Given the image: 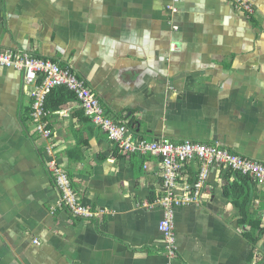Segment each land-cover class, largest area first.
<instances>
[{"label":"crops","instance_id":"crops-1","mask_svg":"<svg viewBox=\"0 0 264 264\" xmlns=\"http://www.w3.org/2000/svg\"><path fill=\"white\" fill-rule=\"evenodd\" d=\"M249 1L247 19L223 0H0V50L69 65L136 138L217 142L264 162V0ZM30 88L0 68V264H264V231L255 245L245 237L223 192L235 172L222 166L201 202L174 210L169 255L163 209L148 206L164 191L158 159L124 152L76 116L74 100L45 121L74 190L103 213L59 206ZM198 167L188 161L180 180ZM254 183L251 215L264 229V184Z\"/></svg>","mask_w":264,"mask_h":264},{"label":"built area","instance_id":"built-area-1","mask_svg":"<svg viewBox=\"0 0 264 264\" xmlns=\"http://www.w3.org/2000/svg\"><path fill=\"white\" fill-rule=\"evenodd\" d=\"M247 19L254 15V8L249 0H223ZM0 68H14L23 73L24 86L31 97V116L35 122V131L48 140L45 146L46 168L59 192V206H63L73 216L81 219H93L103 213V209H92L74 190L71 180L64 170L60 159L54 154L56 145L50 140L52 130L44 117L47 114L44 101L47 92L55 87H65L74 94V101L84 111L90 121L105 131L108 139L124 152L131 154L156 156L159 175L164 191L148 204L160 206L163 217L158 229L163 235L166 251L175 254L173 234V216L177 207L201 202L202 191L212 167L222 166L236 173L250 177L258 184H264V162L252 161L228 151L215 142L205 144L185 139L173 142L166 138L147 140L136 138L129 131L124 121L106 113L99 99L89 85L79 78L69 65H60L48 58L33 56L21 50H0ZM67 109L58 113L65 114ZM199 162L196 175L190 182L181 181L180 171L188 161ZM37 243V241H34Z\"/></svg>","mask_w":264,"mask_h":264},{"label":"trees","instance_id":"trees-1","mask_svg":"<svg viewBox=\"0 0 264 264\" xmlns=\"http://www.w3.org/2000/svg\"><path fill=\"white\" fill-rule=\"evenodd\" d=\"M74 98V94L65 87L52 88L47 92L45 97V111H47L48 114L60 111L69 101L74 100ZM30 111H32V108ZM75 113L78 118L85 122L90 120L89 117L84 114L82 109L76 110ZM29 117L30 120H33L31 113ZM45 118L46 116L44 117V120ZM230 173V171L226 172V180ZM233 174L235 176L234 181L231 184L225 185L223 192L224 195L238 208L240 215L239 223L241 226H246L247 228V230L244 231V235L252 245H255L264 231V229L259 228L260 219L256 217L252 218L251 215L255 197V180L236 172ZM253 227L257 228L256 233L251 230Z\"/></svg>","mask_w":264,"mask_h":264}]
</instances>
